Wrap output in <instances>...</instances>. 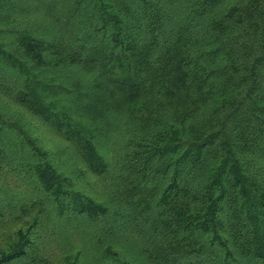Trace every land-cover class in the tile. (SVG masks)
Returning <instances> with one entry per match:
<instances>
[{"label": "trees", "instance_id": "trees-1", "mask_svg": "<svg viewBox=\"0 0 264 264\" xmlns=\"http://www.w3.org/2000/svg\"><path fill=\"white\" fill-rule=\"evenodd\" d=\"M0 264H264V0H0Z\"/></svg>", "mask_w": 264, "mask_h": 264}]
</instances>
